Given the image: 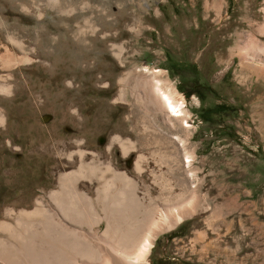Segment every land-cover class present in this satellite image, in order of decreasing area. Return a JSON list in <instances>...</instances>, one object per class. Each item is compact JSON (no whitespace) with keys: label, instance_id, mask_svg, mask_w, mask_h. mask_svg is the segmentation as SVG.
Here are the masks:
<instances>
[{"label":"rangeland","instance_id":"obj_1","mask_svg":"<svg viewBox=\"0 0 264 264\" xmlns=\"http://www.w3.org/2000/svg\"><path fill=\"white\" fill-rule=\"evenodd\" d=\"M250 38L264 43V0H0V52L4 44L40 61L0 66V82L14 85L0 94L9 115L0 134V211L18 191L37 196L52 187L55 159L37 145L80 137L105 159L117 133L146 152L150 167L139 175L135 151L110 148L119 168L138 175L153 211L195 201L192 216L156 236L149 264H264V51L239 53ZM155 69L185 99V128L141 109L130 83L126 101L114 100L124 72ZM177 135L185 152L168 142Z\"/></svg>","mask_w":264,"mask_h":264},{"label":"bare ground","instance_id":"obj_2","mask_svg":"<svg viewBox=\"0 0 264 264\" xmlns=\"http://www.w3.org/2000/svg\"><path fill=\"white\" fill-rule=\"evenodd\" d=\"M8 40L22 50L21 40L15 37H8ZM247 41L245 47H239V53L247 48L259 53L264 51V43L260 39L250 38ZM2 46L4 52H0V66L19 68L33 60L39 61L36 56L34 59L26 53L15 54L6 45ZM243 54L240 55V64L245 68L247 63L243 60ZM118 82L120 87L114 96L115 101H126L124 86L130 83L138 106L154 114L164 126L175 127L173 120H178L182 127L187 123L186 101L163 78L160 69L152 70L151 74L127 71ZM65 84L75 86L74 78L65 77ZM102 85L108 86L109 82L104 81ZM13 93V84L0 82V94L9 96ZM36 99L42 102L38 94ZM67 109L77 118L82 117L76 103L70 102ZM182 121L186 123L183 125ZM8 122V110L0 107V134L3 130L8 131ZM149 126L151 124L148 122L145 128ZM79 138L77 142L60 138L54 144L40 143L34 148L55 159L51 169L52 187H45V182L42 194L37 196H32V190L23 193L18 191L15 200L2 206L0 264H149L148 255L159 232L173 228L184 217L195 213L194 210L191 213L190 208L193 201L184 202L187 197L173 203L174 209L166 208L168 212L165 209L153 211L148 206L150 193L148 190V193L142 191L138 175L134 176L128 169L119 168L110 151L113 143H117L122 155L135 151L134 169L138 174L142 169L146 170L150 167L146 152L137 149L138 146L130 138L112 133L103 156L105 159L96 150L85 147V140ZM12 141L7 140L10 148L20 150L21 147L12 145ZM168 142L175 151L185 152V139L179 135L168 138ZM182 163L179 165L183 168ZM25 174L30 172L26 171ZM34 182L31 181V184ZM37 184L44 183L37 181ZM183 202L185 204L179 206ZM101 226H104L102 232ZM160 226L163 227L159 229Z\"/></svg>","mask_w":264,"mask_h":264},{"label":"trees","instance_id":"obj_3","mask_svg":"<svg viewBox=\"0 0 264 264\" xmlns=\"http://www.w3.org/2000/svg\"><path fill=\"white\" fill-rule=\"evenodd\" d=\"M180 91L181 92H184V90H182V89H180ZM212 92H213V90H212ZM214 93V92H213ZM187 97H188V95H187ZM209 111L210 112H212V113H214V112H216L217 111V108H211V109H209ZM203 120H207L206 118H202Z\"/></svg>","mask_w":264,"mask_h":264}]
</instances>
